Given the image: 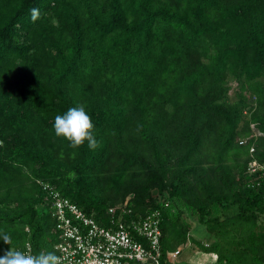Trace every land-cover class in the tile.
<instances>
[{
  "label": "trees",
  "instance_id": "1",
  "mask_svg": "<svg viewBox=\"0 0 264 264\" xmlns=\"http://www.w3.org/2000/svg\"><path fill=\"white\" fill-rule=\"evenodd\" d=\"M78 105L94 150L53 131ZM252 158L264 162V0H0V254L55 252L50 184L103 225L112 205L159 209L158 264L187 242L210 264H264Z\"/></svg>",
  "mask_w": 264,
  "mask_h": 264
},
{
  "label": "built area",
  "instance_id": "2",
  "mask_svg": "<svg viewBox=\"0 0 264 264\" xmlns=\"http://www.w3.org/2000/svg\"><path fill=\"white\" fill-rule=\"evenodd\" d=\"M245 142V138L238 140L239 144ZM253 150L251 145L249 152ZM246 171L258 175L264 182V162L252 158ZM43 188L48 190L51 215L59 237L54 249L55 254L63 258L62 264H158L161 251L159 209H152L138 218H127L130 210L119 203L108 207V223L103 225L52 185L44 184ZM180 250L179 246L167 252V259L173 263ZM22 251L33 254L29 242Z\"/></svg>",
  "mask_w": 264,
  "mask_h": 264
},
{
  "label": "clouds",
  "instance_id": "3",
  "mask_svg": "<svg viewBox=\"0 0 264 264\" xmlns=\"http://www.w3.org/2000/svg\"><path fill=\"white\" fill-rule=\"evenodd\" d=\"M38 14L37 9L32 10L34 20ZM93 130L92 119L83 105L69 108L64 114L56 115L54 118L53 131L55 135L69 141L73 148L81 146L85 141H87L89 149L94 150L98 147ZM0 240L8 245L11 243L10 236L4 232H0ZM62 259L52 251L31 254L10 247L0 254V264H62Z\"/></svg>",
  "mask_w": 264,
  "mask_h": 264
},
{
  "label": "rangeland",
  "instance_id": "4",
  "mask_svg": "<svg viewBox=\"0 0 264 264\" xmlns=\"http://www.w3.org/2000/svg\"><path fill=\"white\" fill-rule=\"evenodd\" d=\"M235 87V82H232L228 93L230 96H234ZM190 234L202 241H209L205 237L206 233L204 226L196 221L193 222L190 228ZM180 249V253L177 255L176 260L172 261V264H179L182 261L189 264H210L214 261L215 258V255L213 253L202 252L194 244L189 242L185 243L184 245H180ZM160 257L161 251L159 260ZM165 259H167V254H165Z\"/></svg>",
  "mask_w": 264,
  "mask_h": 264
},
{
  "label": "water",
  "instance_id": "5",
  "mask_svg": "<svg viewBox=\"0 0 264 264\" xmlns=\"http://www.w3.org/2000/svg\"><path fill=\"white\" fill-rule=\"evenodd\" d=\"M145 264H154V263H145Z\"/></svg>",
  "mask_w": 264,
  "mask_h": 264
}]
</instances>
